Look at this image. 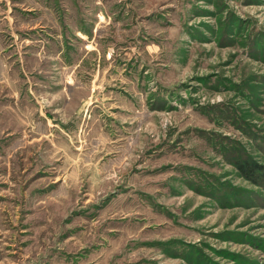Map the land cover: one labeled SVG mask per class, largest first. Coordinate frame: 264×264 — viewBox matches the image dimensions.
Wrapping results in <instances>:
<instances>
[{
    "label": "rangeland",
    "instance_id": "374dc122",
    "mask_svg": "<svg viewBox=\"0 0 264 264\" xmlns=\"http://www.w3.org/2000/svg\"><path fill=\"white\" fill-rule=\"evenodd\" d=\"M0 264H264V0H0Z\"/></svg>",
    "mask_w": 264,
    "mask_h": 264
},
{
    "label": "trees",
    "instance_id": "16d2710c",
    "mask_svg": "<svg viewBox=\"0 0 264 264\" xmlns=\"http://www.w3.org/2000/svg\"><path fill=\"white\" fill-rule=\"evenodd\" d=\"M234 163L238 172L245 179L252 182H257L258 179L261 177L260 174L257 173H259V170H261L262 167L259 164H256L253 160L244 159L241 160L240 162H234Z\"/></svg>",
    "mask_w": 264,
    "mask_h": 264
}]
</instances>
